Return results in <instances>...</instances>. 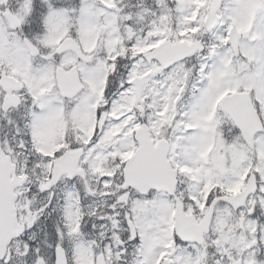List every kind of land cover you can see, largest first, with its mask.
I'll list each match as a JSON object with an SVG mask.
<instances>
[{"label": "snow or ice", "instance_id": "obj_1", "mask_svg": "<svg viewBox=\"0 0 264 264\" xmlns=\"http://www.w3.org/2000/svg\"><path fill=\"white\" fill-rule=\"evenodd\" d=\"M0 264H264V0H0Z\"/></svg>", "mask_w": 264, "mask_h": 264}]
</instances>
